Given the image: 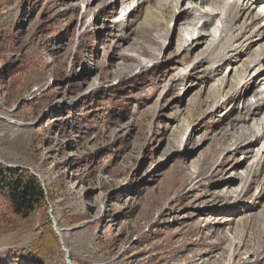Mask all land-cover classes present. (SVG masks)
<instances>
[{
  "label": "rangeland",
  "instance_id": "rangeland-1",
  "mask_svg": "<svg viewBox=\"0 0 264 264\" xmlns=\"http://www.w3.org/2000/svg\"><path fill=\"white\" fill-rule=\"evenodd\" d=\"M117 1L0 0V169L29 168L48 192L23 222L0 194V264H66L55 233L43 234L48 206L72 264H264L263 251L253 257L264 240L263 159L248 176L259 144L227 151L236 135L224 131L247 118L257 87L248 82L235 102L222 95L211 113L228 61L211 79L207 44L180 31L176 1L161 16L160 0H148L123 21ZM149 26L167 49L142 72L123 58L150 59L130 46ZM229 180L241 202L220 191ZM41 236L51 245L44 261L33 249Z\"/></svg>",
  "mask_w": 264,
  "mask_h": 264
},
{
  "label": "bare ground",
  "instance_id": "bare-ground-1",
  "mask_svg": "<svg viewBox=\"0 0 264 264\" xmlns=\"http://www.w3.org/2000/svg\"><path fill=\"white\" fill-rule=\"evenodd\" d=\"M146 1L148 0H120V9H126L125 13L121 14V17L123 16L121 21L126 18L128 12L132 14L136 11L137 7H140L141 4L146 3ZM174 1H176L173 3L174 17L178 15L176 25H180V31H182V33L187 37L188 42H192V44L196 46L207 44L203 63L208 59L209 62H212L211 79L217 78L221 75L223 72L221 66L225 63V61H228L225 73H223L224 75L222 76L223 78L220 79L218 77V79H216V85L220 86V92L217 96H219V94L221 95L218 99L220 101L214 104V108L211 113L216 114L218 109L225 105L226 101L235 102V96L239 93L241 88L244 89L248 82L251 81V84H254V86L257 87L254 94L249 97L247 104H243L242 107L243 109L248 110L246 114L247 118L239 116L237 121L236 119L231 120L227 127L231 128V130H224L228 133L236 135V137L234 135L235 138H233L232 144L230 146L227 145V151L237 152L242 149L246 150V154L249 155L253 147L259 144L258 147H255L256 149L254 148L255 151L253 157L256 161V165L254 166V164H251L252 166L248 171L249 177L251 175L254 176L260 168L261 159L264 161V75L261 76L264 74V5H257L260 0H188L187 7L182 10L179 5L183 0ZM112 2V5H116L119 1L110 0V3ZM158 3H162L158 5L159 14L161 16H165V11L167 10V7H165V0H160ZM147 9L148 8H146V10ZM148 10L150 11V9ZM189 18H191V20L187 21ZM174 19L175 18H172L170 21L169 19L166 21L167 26L169 27L168 32L170 33L174 27ZM121 21H118V23ZM215 23L217 26L213 27ZM152 29L153 28L151 26L147 27V38H144L145 40L143 38L136 39V41L139 42H136L137 44H131L130 42L132 38L129 36L124 39V44L130 43V46H134V51L140 53L139 55L141 57L147 56L150 58V61H140L137 58H127V55L124 56L123 59L125 61L139 64L142 72H147L150 69L149 65L154 62L161 63V58L158 56L162 55L163 50L167 46V42L165 43L162 40L166 37L163 34L164 38L155 34L151 35ZM197 32H199V34H197ZM205 37H210L211 39H207ZM143 41L145 45L140 46L139 44ZM147 43L148 46H146ZM192 44L190 45L192 46ZM161 45H163V48ZM235 47H238L236 48L237 52L234 54L235 57L230 60L228 54L233 52ZM128 49L130 50V47ZM129 65H121L122 71L130 69L131 66ZM185 71L186 70L184 69V72ZM230 78L233 80H230L233 88H230L229 90L228 87V91H224L223 89L225 87V83ZM222 95L223 98H227L226 101L221 99ZM253 101L255 102L253 103ZM239 109L240 107L237 110ZM230 111L233 113L235 112V109H231ZM249 122L251 123L249 124ZM230 136L232 138L233 135L230 134ZM233 183V180L223 182L224 186L220 189V191L222 192L223 189H225V191L222 192L223 196L234 195L235 202H241V199L239 200V196L241 194L238 193L237 189V191L233 190ZM240 192L248 193L249 191L248 189H242ZM257 217L261 222L264 219L262 214H258ZM57 232L63 241V231L57 227ZM245 247L247 246L245 245ZM256 247L257 248L253 257L258 256L261 251L264 252V240ZM238 248L239 245L235 249L232 257L237 258L240 255Z\"/></svg>",
  "mask_w": 264,
  "mask_h": 264
},
{
  "label": "trees",
  "instance_id": "trees-1",
  "mask_svg": "<svg viewBox=\"0 0 264 264\" xmlns=\"http://www.w3.org/2000/svg\"><path fill=\"white\" fill-rule=\"evenodd\" d=\"M0 194L3 197L6 214L16 222H23L45 205L48 192L28 170L4 167L0 169ZM45 232L50 236L54 234L49 222L43 234ZM43 239L41 236L37 243L38 246L40 241L43 242L42 245H45L43 249L40 250L39 247L33 249L35 258L44 261V253L49 251L51 245Z\"/></svg>",
  "mask_w": 264,
  "mask_h": 264
},
{
  "label": "water",
  "instance_id": "water-1",
  "mask_svg": "<svg viewBox=\"0 0 264 264\" xmlns=\"http://www.w3.org/2000/svg\"><path fill=\"white\" fill-rule=\"evenodd\" d=\"M0 163H2L0 161ZM4 164V163H3ZM6 167L8 168H16V167H13V166H10V165H6L4 164ZM17 168H21V167H17ZM26 170H28L40 183L41 185L43 186V183L42 181L40 180V178L37 176V174H35L31 169L29 168H25ZM44 187V186H43ZM48 216H49V219L51 221V226H52V230L53 232L55 233V235L57 236L58 240H59V244H60V247L62 249V251L64 252V259H65V263L66 264H72L71 261L69 260V255H68V250L65 248L64 244H63V241L61 239V237L59 236L58 232H57V225L52 217V209L50 206H48Z\"/></svg>",
  "mask_w": 264,
  "mask_h": 264
}]
</instances>
